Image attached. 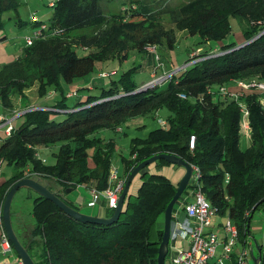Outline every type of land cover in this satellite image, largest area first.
<instances>
[{"label":"trees","instance_id":"obj_1","mask_svg":"<svg viewBox=\"0 0 264 264\" xmlns=\"http://www.w3.org/2000/svg\"><path fill=\"white\" fill-rule=\"evenodd\" d=\"M16 4L17 0H0V28L3 13ZM138 6L111 15L109 28L103 32L86 35L106 21L100 0H57L51 4L53 13L46 24L60 34L35 40L15 60L0 66V103L6 109L13 107L12 97L26 108L24 91L34 85L39 98L60 92L59 101L22 114L23 124L2 140L0 163L14 169L0 183V205L10 187L24 178L53 182L63 194L77 186L105 190L115 143L94 135L103 129L116 130L129 118L165 109L166 126L131 142V157L121 161L120 176L128 177L139 163L158 154L173 155L196 167L199 178L188 188L191 192L199 188L218 214L232 219L238 243L244 248L252 209L253 215L264 209V93L242 92L250 124V138L244 143L239 106L218 95L217 89L231 87L232 81H264V33L238 49L221 46V55H211L213 49L200 54L199 61L172 75L163 90L152 87L133 93L149 82L137 86L124 80V74L118 85L112 82L96 95L92 89H80L79 98L69 106L63 101L62 83L88 76L96 62L121 58L131 49L157 46L163 39L172 49L176 40L164 29V16L175 29L197 35L205 43L224 40L231 30L229 19L237 18L247 24L243 31L247 42L264 32V0H190L156 14ZM78 51L86 54L80 56ZM62 111V120L50 115ZM191 136L196 139L192 151L188 146ZM52 148H57L51 153L53 164L37 157L38 150ZM140 174L136 194L127 196L119 220L112 225L78 222L35 195L30 212L33 224L21 243L34 264H157L163 216L177 185L161 175H148L146 168ZM236 257L233 253L232 264ZM260 264H264L262 250Z\"/></svg>","mask_w":264,"mask_h":264},{"label":"rangeland","instance_id":"obj_2","mask_svg":"<svg viewBox=\"0 0 264 264\" xmlns=\"http://www.w3.org/2000/svg\"><path fill=\"white\" fill-rule=\"evenodd\" d=\"M57 0H17L16 8L10 11L4 12L1 17L2 28H0V66L15 60L22 52V48L25 47L24 39L30 37L35 29V26L31 23L30 17L35 16L39 21L46 23L52 16L53 9L50 3H54ZM190 0H100V5L105 13L106 21L104 24L94 28L91 31L85 32L86 35H92L96 32H103L109 28L110 16L113 14H123L125 10H135L140 4L147 8L152 14H156L166 7L176 8L179 5L188 2ZM160 10V11H159ZM230 33L227 37L220 42H202L197 35L191 36L186 31H179L170 24L167 16L163 17L164 29L172 33L176 42L172 49H169L163 39L157 46H148L144 50H129L125 56L112 57L107 60L96 62L93 72L84 78L77 79L71 84L62 83V88L66 93V98L63 100L69 106H73L79 94L80 89L87 88L92 94L99 93L101 88H107L112 82L119 84L120 79L126 74L124 80H129L132 84L148 87H157V90H163L171 79L172 75H175L190 66L200 59H196L200 54L208 51L209 49H216L211 51V55H221L219 53L220 47L225 45H235L239 47L245 43V37L243 35L244 29L247 28L245 21H240L237 18H230ZM24 23V25H23ZM22 25V26H21ZM81 33V32H80ZM80 56L86 54V51H78ZM192 57V58H191ZM191 59L192 61L188 62ZM100 74H105L106 77H100ZM260 81V80H259ZM263 82L264 81H260ZM234 85V81L231 82ZM143 86V87H144ZM224 89L231 90L232 86L223 87ZM235 90L237 89L234 87ZM54 91L48 93L45 98H39L37 94V85L24 91L28 106L26 108L21 106L19 99L13 98V107L10 109L4 108L0 103V144L3 139L6 138L5 131L8 129H19L23 124L25 118L20 117L22 114L31 112L34 110L45 109V106H50L54 101L60 100V92ZM236 91H234L235 93ZM75 93L76 95L70 96ZM76 96V97H74ZM55 112L50 113L51 117L56 120H62L65 117V113ZM168 116V111L165 109L160 110L156 114H145L138 117L129 118L116 130L103 129L98 131L94 136L104 139L106 141L113 140L115 143V151L112 155V163L110 172L113 167L120 171V175L123 172L122 160H128L131 157V142L135 139H143L147 136L149 131L161 127L159 120H165ZM11 133V131H10ZM10 135V134H9ZM57 148L41 149L37 152V157L44 158L49 164L54 163V157L52 152H56ZM45 159V158H44ZM12 166L6 162L1 164L0 170V183L6 181L12 176ZM146 172L150 174H158L167 178L172 184L177 185L180 183L185 171L182 167L167 163L163 160H158L146 167ZM141 174H138L132 180L128 196H134L138 187L141 184ZM40 181V180H39ZM49 182V181H48ZM45 183V181H43ZM195 181L193 176L189 181V186L194 185ZM49 184V183H47ZM55 184V183H54ZM51 185V184H50ZM53 186L51 185L48 190L51 191ZM186 192L191 193V189L187 188ZM82 194V190L74 189L67 193L69 199H75L78 195ZM35 194L28 188H21L15 194L11 204V218L13 223L14 232L20 243L24 244V237H27V232L33 224L31 217V204ZM184 196V194H183ZM185 197V196H184ZM187 197V196H186ZM128 198V197H127ZM179 202L183 204V199ZM74 208L81 214L91 217L98 215V206L90 208L86 202L81 205L73 204ZM103 206V205H102ZM180 204H176L174 210H178ZM111 210L103 208L100 212L101 215H110ZM20 215L22 219V229L16 227V219ZM227 214L215 215L212 219L214 227L218 224H223L226 221ZM260 246L262 253H264V209H261L253 215L250 224V236L247 237L245 250L248 251L247 264H254V258L258 257L257 251L254 249L255 245ZM241 243L237 242L234 249V255H237L242 251ZM250 248H253V254H250ZM221 249L218 248V251ZM16 253L13 250L11 258H9V264H12L10 259L16 257ZM4 259L0 258L1 261ZM165 264H168L167 258Z\"/></svg>","mask_w":264,"mask_h":264},{"label":"built area","instance_id":"obj_3","mask_svg":"<svg viewBox=\"0 0 264 264\" xmlns=\"http://www.w3.org/2000/svg\"><path fill=\"white\" fill-rule=\"evenodd\" d=\"M30 20L31 23L37 26L32 35L24 39L25 47L32 45L35 40L46 39L60 34L56 28H49L46 23L40 22L35 16H31ZM100 77H106V75L100 74ZM234 84L238 88L237 92L234 93L221 87L217 89V94L233 99L238 104L241 114L240 132L242 140L245 143L250 138V124L249 112L242 100V92L255 90L264 93V83L257 79H252L249 81H234ZM213 93L211 91V94ZM73 95L75 93L70 94V96ZM179 97L186 99L184 94H180ZM159 125L165 127V120H159ZM11 130H6L5 135L9 136ZM195 141L194 136L189 138L188 146L191 151L195 148ZM191 167V177L193 176L195 185L200 173L196 167ZM126 179L127 177H121L119 171L113 167L105 190L90 189L91 199L87 203V206L90 208L96 207L99 201H103L104 207L107 210H115ZM227 180L228 177L226 176ZM184 196L183 204L179 206L178 210L173 209L172 212L165 259L167 258L169 264H232V255L238 242V230L232 219L227 216L223 224H218L214 227L212 219L218 213L204 198L201 190L197 188L190 195ZM181 214H183V218H181ZM218 248L221 250L218 251ZM11 254H13V248L4 230L2 205H0V256L4 259L1 261V264H9ZM247 257L248 251L242 248V251L237 254L235 264H247ZM16 264L22 263L17 259Z\"/></svg>","mask_w":264,"mask_h":264},{"label":"water","instance_id":"obj_4","mask_svg":"<svg viewBox=\"0 0 264 264\" xmlns=\"http://www.w3.org/2000/svg\"><path fill=\"white\" fill-rule=\"evenodd\" d=\"M264 32L260 33L253 39L245 42L243 45L236 47L234 49H238L240 47H243L244 45L256 40L260 35H262ZM147 88H151L148 86H144L138 90H136L133 93L144 91ZM163 160L167 163L174 164L177 166H180L184 169L185 173L178 184L176 188V193L170 203L168 204L164 216H163V233L161 242L158 246V255H157V264H165V257L167 253V246L169 242V235H170V227H171V217L173 209L176 205V203L179 201L181 196L184 194L186 189L188 188L189 181L192 175V167L187 162L169 154H158L155 156H152L151 158L139 163L136 167L133 168V170L129 173L126 183L124 185V189L119 197L117 206L113 212V214L110 217L107 218H101V217H91L86 216L78 211L74 210L73 208L69 207L67 204L64 203V201L54 192H51L48 190V188L40 183L39 180H34L30 178H24L19 181H17L15 184H13L10 189L8 190L3 203H2V219H3V226L4 230L6 232V235L12 245V248L14 252L16 253L17 257L21 261L22 264H34L33 260L29 256L27 250L23 245L19 242L11 221V204L12 200L17 193L18 190L21 188H28L32 190L34 193H36L38 196L43 197L44 199H47L51 203H53L57 208H59L63 213L71 217L72 219L81 222V223H88V224H94V225H112L116 223L123 211L125 200L128 196V190L129 186L134 179V177L140 172L146 168L148 165L152 164L155 161ZM71 190L67 189L66 193H69ZM255 211V207L252 209V214ZM254 249L258 253V257L254 258V264H260L261 262V249L257 244L255 245ZM250 254H253V248H250Z\"/></svg>","mask_w":264,"mask_h":264},{"label":"crops","instance_id":"obj_5","mask_svg":"<svg viewBox=\"0 0 264 264\" xmlns=\"http://www.w3.org/2000/svg\"><path fill=\"white\" fill-rule=\"evenodd\" d=\"M52 3H50V5H51ZM22 50V49H21ZM213 50H216V49H214L213 48ZM234 87H236L237 88V86H234V85H232V88H231V90H232V92H234V91H238V88L235 90V88ZM41 109H43V108H41ZM120 172V171H119ZM120 174V173H119ZM40 183L42 184V185H44V186H46L47 188H49L51 185L53 186V189H51V192H54V193H57V194H59V196H61V197H64L68 202H70V203H72V204H76V205H81V204H83V202H86V204L90 201V199H91V195H90V189L89 188H87V187H85V186H77L76 187V189H78V190H82L83 191V193L82 194H80L79 193V195H78V197L77 198H75V199H69L68 198V196L66 195L67 193H66V191L64 192V194L61 192V188L58 186V185H56V184H54L53 182H45V183H43V181H41L40 180ZM47 183H49V184H47ZM51 184V185H50ZM71 192V191H70ZM35 195H37V194H35ZM103 205V206H102ZM31 206H32V204H31ZM97 206L99 207L98 208V210H100L99 212H98V215H95L96 217H101V218H107L108 217V215L107 216H103V215H101L100 214V212L103 210V208H105L104 207V203H103V201H99L98 202V204H97ZM96 206V207H97ZM93 208V207H92ZM106 209V208H105ZM179 214V213H178ZM181 218H183V214H181ZM21 223H22V219H20V215H18V217H17V219H16V227L18 228V229H20V226H21ZM12 226H13V223H12ZM0 258L2 259V257L0 256ZM11 258V257H10ZM17 257H12V259H10V261L12 262V264H16L17 263ZM169 264V263H168Z\"/></svg>","mask_w":264,"mask_h":264},{"label":"clouds","instance_id":"obj_6","mask_svg":"<svg viewBox=\"0 0 264 264\" xmlns=\"http://www.w3.org/2000/svg\"><path fill=\"white\" fill-rule=\"evenodd\" d=\"M18 258V257H17ZM19 259V258H18Z\"/></svg>","mask_w":264,"mask_h":264}]
</instances>
